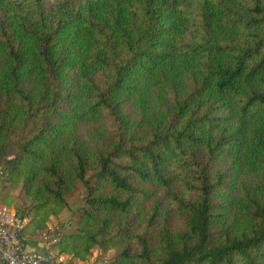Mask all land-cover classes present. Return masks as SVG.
Here are the masks:
<instances>
[{"label": "trees", "instance_id": "1", "mask_svg": "<svg viewBox=\"0 0 264 264\" xmlns=\"http://www.w3.org/2000/svg\"><path fill=\"white\" fill-rule=\"evenodd\" d=\"M0 167L77 259L264 264V0H0Z\"/></svg>", "mask_w": 264, "mask_h": 264}, {"label": "built area", "instance_id": "2", "mask_svg": "<svg viewBox=\"0 0 264 264\" xmlns=\"http://www.w3.org/2000/svg\"><path fill=\"white\" fill-rule=\"evenodd\" d=\"M3 170L0 167V177ZM32 216L21 215L7 204L0 203V264H108L107 253L101 247L91 250L86 259H77L61 248L66 227L51 221L38 231L41 249L30 251L25 242V231Z\"/></svg>", "mask_w": 264, "mask_h": 264}, {"label": "rangeland", "instance_id": "3", "mask_svg": "<svg viewBox=\"0 0 264 264\" xmlns=\"http://www.w3.org/2000/svg\"><path fill=\"white\" fill-rule=\"evenodd\" d=\"M2 177H0V201L4 204L14 207L19 212L28 214L27 207L30 203V200L23 193V184L19 183L16 186H11ZM85 194L86 188L82 183H80L78 189L74 193L67 195L68 206L59 216H51L48 222L58 221L60 224L66 227V231L73 230L74 225L80 216L81 208L84 205ZM28 228L30 231H32L31 226ZM120 249L121 247H113L106 252L109 261Z\"/></svg>", "mask_w": 264, "mask_h": 264}, {"label": "crops", "instance_id": "4", "mask_svg": "<svg viewBox=\"0 0 264 264\" xmlns=\"http://www.w3.org/2000/svg\"><path fill=\"white\" fill-rule=\"evenodd\" d=\"M0 203L2 202L0 201ZM24 235H25V242H26V246L28 250L36 251V250L41 249L38 231L34 233L33 231H30L29 228H27Z\"/></svg>", "mask_w": 264, "mask_h": 264}]
</instances>
